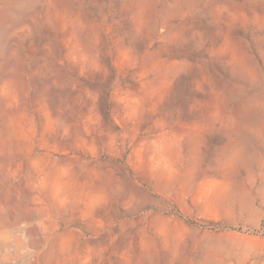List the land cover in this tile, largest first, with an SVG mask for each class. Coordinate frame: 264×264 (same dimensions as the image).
I'll return each mask as SVG.
<instances>
[{"label": "clouds", "instance_id": "clouds-1", "mask_svg": "<svg viewBox=\"0 0 264 264\" xmlns=\"http://www.w3.org/2000/svg\"><path fill=\"white\" fill-rule=\"evenodd\" d=\"M0 264H264V0H0Z\"/></svg>", "mask_w": 264, "mask_h": 264}]
</instances>
